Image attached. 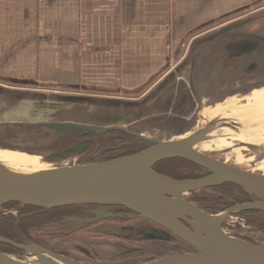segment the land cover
<instances>
[{"label":"flooded vegetation","instance_id":"af4514ba","mask_svg":"<svg viewBox=\"0 0 264 264\" xmlns=\"http://www.w3.org/2000/svg\"><path fill=\"white\" fill-rule=\"evenodd\" d=\"M238 19L236 18L230 23L218 24L192 40L186 46L184 54L175 63L172 61L168 63L165 72L155 81L151 89L145 92L144 90L140 91L136 98L129 99L131 101L118 98L117 101L105 104L104 108L106 109L103 116L110 115L112 118L109 121L103 123L84 119L51 121L110 127L111 129L106 132L94 134L88 130L68 127L64 134L52 132L48 135L43 132L42 127H39L36 129L39 138L36 139L34 146L20 147L14 144L17 140V132L6 130L0 135V148L4 151H21L37 156L42 155V158L52 165L101 162L128 156L148 148L151 143L149 139L166 140L162 135H158L157 131L168 133L174 131L176 127L178 132L181 130L185 134L208 128L209 131L200 143L204 142L212 131L211 129L216 128V125L205 123L200 118V112L208 109L213 110L217 106H227L234 99L238 101L255 93L264 92V22H256L264 19V16L247 23H240L237 21ZM196 121L205 123V127L194 129ZM236 122L237 120L230 123L236 126ZM31 130V128H27L26 131L31 133ZM231 140H236L237 142L232 145H239L237 148L240 152L243 151L241 153L243 157L246 160L250 159L249 166L251 168L256 167L259 162L264 160V132H259L248 139L235 138ZM236 149H232L231 152H235ZM55 151L58 153L52 155V152ZM224 154L207 153L221 161L223 159L220 157ZM235 156L233 154V157ZM229 164L231 163L229 162ZM153 169L174 179H193L199 177V173L209 172L208 169L182 158L159 161L153 166ZM184 197L210 214H218L256 199L255 196L232 183L193 191ZM10 208H15L16 212H12ZM99 209H105L103 211L114 216L83 224L67 220L71 217L96 218L94 211ZM0 212H2L0 215L1 236L20 245H26L27 242L35 243L86 264H101L111 261L128 264L132 261L135 263L140 259L141 256L137 254L129 256V259L122 257L121 251L117 253L120 257L114 254L109 261L100 258L98 254L94 256L91 250L86 249L75 240L70 241L67 238L79 234L91 238L96 236L101 239L100 236L104 234L99 232L100 230L123 222H135L136 225L130 230L139 238L151 240L150 236L157 234L162 239L175 240L185 248H191L180 238L166 231L164 227L120 205H74L45 209L7 204L0 209ZM249 214L259 215V218L251 221L249 218L239 217V215L247 216ZM6 215L15 218L16 233H13L11 229L8 230L7 226H1ZM28 221L42 224V226L45 225V221H50L52 227L65 229L60 233L64 234L63 237L66 241L60 242V248L45 243L41 240L42 230L35 226L30 227L32 223ZM182 223L187 225L184 221ZM245 223H253L254 227L264 233V212L254 210L232 212L221 227L244 225ZM105 236L107 237V235ZM86 244L92 245L91 243ZM0 251L17 255L26 253L23 249L1 242Z\"/></svg>","mask_w":264,"mask_h":264},{"label":"water","instance_id":"95a60500","mask_svg":"<svg viewBox=\"0 0 264 264\" xmlns=\"http://www.w3.org/2000/svg\"><path fill=\"white\" fill-rule=\"evenodd\" d=\"M262 16L264 12L240 23ZM38 126L49 134H64L68 127L94 134L111 129L68 121L43 122ZM208 131L205 128L166 140L149 139L148 148L108 161L54 164L47 169L27 172L12 171L0 163V209L10 203L45 209L120 205L159 224L191 246L177 253L162 248L156 255L134 264H264V241H247L225 233L221 227L232 212H264V174L235 167L197 150L195 146L203 141ZM173 158L191 161L209 172L199 173V177L193 179H174L153 169L157 162ZM225 183L239 186L256 199L210 214L184 197L190 192ZM103 210L94 211L96 218L71 217L67 220L83 224L114 216ZM150 238L162 239L157 234ZM0 242L26 251L20 255L0 251V264H86L35 243L20 245L1 235Z\"/></svg>","mask_w":264,"mask_h":264},{"label":"crops","instance_id":"0c3cea01","mask_svg":"<svg viewBox=\"0 0 264 264\" xmlns=\"http://www.w3.org/2000/svg\"><path fill=\"white\" fill-rule=\"evenodd\" d=\"M260 1L0 0V81L145 92L217 20Z\"/></svg>","mask_w":264,"mask_h":264},{"label":"rangeland","instance_id":"374dc122","mask_svg":"<svg viewBox=\"0 0 264 264\" xmlns=\"http://www.w3.org/2000/svg\"><path fill=\"white\" fill-rule=\"evenodd\" d=\"M249 11H251L252 14H245V12L248 13ZM262 12H264V0L255 4L250 10H240L234 14L223 16L220 20H217L216 25L218 23L223 24L229 19L237 17L239 18L237 21L240 22L243 19L256 16ZM256 22L262 23L264 22V19ZM181 50H185V48H182ZM178 58L179 57H176L173 60V63H175ZM7 81H0V86L2 87L0 89V135L6 130L16 131L17 140L14 144H17L20 147L34 146L33 144L36 142V139L39 138V134L36 130L40 127L38 126L39 123L55 120L79 121L83 119L98 123L107 122L112 117L110 115L103 116V113L105 112L104 110L106 109L104 108L106 107L104 106L105 104H109V102L114 100L117 101L118 98H124L125 101H131L129 99H134L139 94V92L135 94H92L81 90L59 89L40 85L24 86ZM231 102L232 103L227 106H217L213 110L208 109L200 112V118L207 124L214 123L216 128L213 127L204 142L200 143L195 148L206 154L211 152H215L216 154L225 153L220 157L224 162H230L231 165L233 164V166L244 170L249 169L250 171H257L259 174H264V160L259 162L256 167L251 168L249 166L250 159L246 160L241 154L243 151L240 152L237 148L239 145H232L237 141L231 140L235 138L240 140L248 139L259 132H264V92L255 93L248 98L238 101L234 99ZM236 120V126L231 125L230 122ZM197 121L193 126L194 129L205 127V123H198ZM6 122H8L9 125H4ZM27 128L32 129L31 133L26 131ZM234 128L239 129L234 131ZM177 129L178 128L176 127L174 131L168 133L161 131L157 132L158 135H162L165 139L185 135V132H182L180 129L178 132ZM43 132L45 131L43 130ZM47 134L49 135V133ZM232 149H236V151L231 152ZM233 154L236 156L233 157ZM0 163L6 167L19 170H36L51 166L44 158H42V155L37 156L18 151H4L1 148ZM10 210L16 212L15 208H10ZM1 214L2 212H0V215ZM239 217L245 219L249 218L251 221H254V219L259 218V215L249 214L247 216L239 215ZM28 222L32 223L33 221ZM240 222L243 221L240 220ZM252 224L253 223H245L244 225L236 224L234 226L226 225L222 228L225 233L235 237L247 239L249 241H264V233ZM135 225V222L112 224L110 227L99 231L104 234L103 236H100L101 239L96 238V236H94L95 238H91L79 234H74L67 238H69L68 240L70 241L75 240L78 244L91 250L94 256L98 254L100 255V258L109 261L111 260L110 257L121 251V256L128 257V259L129 256H134L136 254L140 255V259L135 263H139L156 255V252L159 249L166 247L169 248V251L175 253L185 251V246L175 240H150L148 238H139L137 234L130 230ZM31 226L38 227V229L42 230L43 234L41 240L49 245L60 248V242L62 243L66 241L63 237L64 234L60 233V231L65 229L52 227L50 221H45V225L43 226L42 224L39 225V223H32L30 224V227ZM105 235H107V237ZM85 242L91 243L92 245H87ZM129 250L132 253H126ZM119 263L120 262L117 261H111L108 263L102 262L101 264ZM121 264H124V262ZM128 264H134V262L132 261Z\"/></svg>","mask_w":264,"mask_h":264},{"label":"trees","instance_id":"16d2710c","mask_svg":"<svg viewBox=\"0 0 264 264\" xmlns=\"http://www.w3.org/2000/svg\"><path fill=\"white\" fill-rule=\"evenodd\" d=\"M11 204H18V203H10L8 205H11ZM27 207H30V206H27ZM35 208V207H34ZM15 218L11 215H6L4 217V220H3V223H1V226H7L8 230L11 229L13 233H16V230H15ZM6 231V230H5ZM5 234V233H4ZM4 246H6L5 244H2Z\"/></svg>","mask_w":264,"mask_h":264},{"label":"bare ground","instance_id":"6f19581e","mask_svg":"<svg viewBox=\"0 0 264 264\" xmlns=\"http://www.w3.org/2000/svg\"><path fill=\"white\" fill-rule=\"evenodd\" d=\"M250 125V124H249ZM239 128H234V131H237ZM6 167V166H5ZM8 169L12 170V171H20V172H27V171H33V170H19V169H13L11 167H7ZM43 169H47V168H43ZM43 169H36V170H43Z\"/></svg>","mask_w":264,"mask_h":264}]
</instances>
